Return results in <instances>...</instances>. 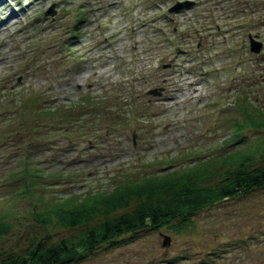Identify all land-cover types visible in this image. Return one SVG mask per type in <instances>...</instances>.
I'll return each mask as SVG.
<instances>
[{
    "label": "rangeland",
    "instance_id": "1",
    "mask_svg": "<svg viewBox=\"0 0 264 264\" xmlns=\"http://www.w3.org/2000/svg\"><path fill=\"white\" fill-rule=\"evenodd\" d=\"M184 1L186 10L167 14ZM246 1L0 0V222L9 226L0 260L76 237L144 198L109 214L99 206L92 224L74 228L47 222L54 201L107 194L171 166L217 174L229 151L250 154L249 169L263 163L264 132L246 118L264 113V0H251L250 24ZM78 2L92 8L67 47ZM247 29L261 43L256 56ZM190 220L179 232H128L71 264H264V188Z\"/></svg>",
    "mask_w": 264,
    "mask_h": 264
},
{
    "label": "trees",
    "instance_id": "2",
    "mask_svg": "<svg viewBox=\"0 0 264 264\" xmlns=\"http://www.w3.org/2000/svg\"><path fill=\"white\" fill-rule=\"evenodd\" d=\"M73 7L70 6V13L68 12L72 23L68 30L70 35L66 41L67 47L75 43L80 25L89 14L86 2H78ZM246 125L264 132V113L260 118L248 116ZM240 130L241 127H237L236 133ZM251 159L250 154L229 151L221 157V171L217 174L195 164L174 169L171 166L168 172L160 171L137 179L127 177L119 180L107 194L68 197L54 201L45 210L47 222L54 221L61 227L74 228L92 224L95 215L100 213L99 206L103 209L102 213L109 214L126 206L130 198H144L131 213L105 218L76 237L65 238L51 245L37 243L22 254L1 259L0 264H71L84 254L93 252L102 243L113 242L114 239L137 229L169 226L179 232L191 223L193 214L238 194L264 188V161L249 169ZM215 176L223 177L220 183H206L207 179ZM172 221L176 224L171 225ZM8 231L9 226L0 222V235Z\"/></svg>",
    "mask_w": 264,
    "mask_h": 264
},
{
    "label": "water",
    "instance_id": "3",
    "mask_svg": "<svg viewBox=\"0 0 264 264\" xmlns=\"http://www.w3.org/2000/svg\"><path fill=\"white\" fill-rule=\"evenodd\" d=\"M191 3L189 1H184V2H178L176 3L173 7L170 8V11H178L181 10L185 7L190 6ZM55 13L54 11V5H52L46 12H45V16H53ZM261 48V43L255 41L254 39L250 40V50L253 52H259ZM152 94L154 95H158V93L156 92V90L151 91ZM164 244H166V242H164Z\"/></svg>",
    "mask_w": 264,
    "mask_h": 264
},
{
    "label": "flooded vegetation",
    "instance_id": "4",
    "mask_svg": "<svg viewBox=\"0 0 264 264\" xmlns=\"http://www.w3.org/2000/svg\"><path fill=\"white\" fill-rule=\"evenodd\" d=\"M254 7H255V4L253 5V2H251V0H247L245 2V8L248 9L249 20L253 19ZM251 22H252V20L249 22V24ZM248 35H250V33H248L246 36H248Z\"/></svg>",
    "mask_w": 264,
    "mask_h": 264
},
{
    "label": "bare ground",
    "instance_id": "5",
    "mask_svg": "<svg viewBox=\"0 0 264 264\" xmlns=\"http://www.w3.org/2000/svg\"><path fill=\"white\" fill-rule=\"evenodd\" d=\"M134 118H135V117L132 118L133 121L135 120Z\"/></svg>",
    "mask_w": 264,
    "mask_h": 264
}]
</instances>
